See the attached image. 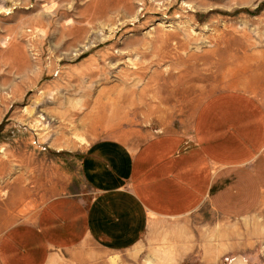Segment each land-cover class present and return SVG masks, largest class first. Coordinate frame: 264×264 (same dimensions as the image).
Wrapping results in <instances>:
<instances>
[{"label":"rangeland","instance_id":"rangeland-1","mask_svg":"<svg viewBox=\"0 0 264 264\" xmlns=\"http://www.w3.org/2000/svg\"><path fill=\"white\" fill-rule=\"evenodd\" d=\"M263 61L264 0H0V235L81 183L89 143L187 130L208 95ZM255 201L49 264H264Z\"/></svg>","mask_w":264,"mask_h":264},{"label":"crops","instance_id":"crops-1","mask_svg":"<svg viewBox=\"0 0 264 264\" xmlns=\"http://www.w3.org/2000/svg\"><path fill=\"white\" fill-rule=\"evenodd\" d=\"M257 69L208 95L187 130L156 133L136 146L111 138L89 143L79 160L81 183L1 233L0 264H49L90 246L122 252L154 224L202 214L207 204L229 214L242 205L243 193L251 206L258 204L264 196V61Z\"/></svg>","mask_w":264,"mask_h":264},{"label":"bare ground","instance_id":"bare-ground-1","mask_svg":"<svg viewBox=\"0 0 264 264\" xmlns=\"http://www.w3.org/2000/svg\"><path fill=\"white\" fill-rule=\"evenodd\" d=\"M38 122V121H37ZM230 264H240L239 262H237V261H232V262H230Z\"/></svg>","mask_w":264,"mask_h":264}]
</instances>
